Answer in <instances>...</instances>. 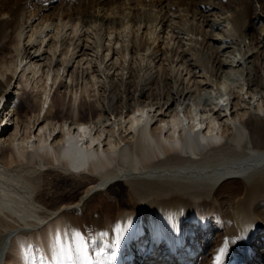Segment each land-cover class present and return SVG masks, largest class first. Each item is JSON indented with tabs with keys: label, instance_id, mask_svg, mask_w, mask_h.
<instances>
[{
	"label": "bare ground",
	"instance_id": "1",
	"mask_svg": "<svg viewBox=\"0 0 264 264\" xmlns=\"http://www.w3.org/2000/svg\"><path fill=\"white\" fill-rule=\"evenodd\" d=\"M55 1L0 0V264H264V0Z\"/></svg>",
	"mask_w": 264,
	"mask_h": 264
},
{
	"label": "rangeland",
	"instance_id": "2",
	"mask_svg": "<svg viewBox=\"0 0 264 264\" xmlns=\"http://www.w3.org/2000/svg\"><path fill=\"white\" fill-rule=\"evenodd\" d=\"M58 1V2H57ZM57 1H55L56 3H54L52 6H57L58 5V3L60 2L59 0H57ZM85 1V4L83 3ZM87 1L88 0H74V2H75V4H74V6H72V7H77V8H80V9H86V10H92L93 9V7L92 6H89L88 8H86L87 7ZM133 0H130V2L131 3H134V5L133 4H131V6L132 7H136V9H138L139 10V14H140V12H141V16H143V14H142V12L146 9V7L148 6V0H136V1H133ZM142 1H144L143 3H142ZM146 1V2H145ZM157 0H152V2H154V4H155V6L154 7H152L151 9H149V8H147V12H148V14H149V17L150 18H153V17H161V12H159L160 11V8H159V2L157 3L156 2ZM167 3V4H170V2L168 1V0H161V5L163 6L164 4H166L165 2ZM197 2H207V1H211V3H215V5H216V2H217V5H216V9H214V13L216 14V15H219L221 12H223V11H225V6H226V8L227 7H230V5H228L227 4V2L226 1H224L223 0V2L221 1V0H196ZM221 3V4H220ZM39 4H41V5H39ZM97 4V3H96ZM122 4H124V5H122ZM140 4V5H139ZM138 5H139V7H138ZM42 6V7H41ZM44 6V7H43ZM47 6H49V5H46V4H42V3H34V4H30L29 5V7L27 6V7H25V9H26V11H24L23 13L25 14V18L27 19L28 18V16L30 15V14H37V16H35V17H43V16H45V15H48V13L46 12V9H45V7H47ZM121 6H122V8H124V9H121ZM125 3L123 2V3H121V4H116L115 6H114V8L113 9H115L114 10V12L117 14L118 13V11H119V13L116 15V16H122L123 18H125L126 16H124V15H127V12L129 11H126L125 10ZM233 6H234V4H233ZM174 7V6H173ZM43 8V9H42ZM97 8V7H96ZM99 8H100V10H102V13H99V15L100 14H103L104 12L103 11H105V13L108 11V5L107 4H101V5H99ZM111 8V9H112ZM118 8V9H117ZM181 8H183V6L181 7ZM255 6H253V7H250L249 8V14L251 15V17L253 16V15H255ZM254 9V10H253ZM141 10V11H140ZM143 10V11H142ZM150 10H153V12L152 11H150ZM54 11H56L57 13H59L60 15H62L64 12H63V10H58V8H55V10ZM126 11V12H125ZM27 12V13H26ZM49 12V11H48ZM51 13H52V11H50ZM107 13H109L110 14V11H108ZM121 13V14H120ZM213 13V12H212ZM183 18L180 20V21H178V22H180L179 23V25H183V24H188L189 26H190V29H191V31H195V30H199V22H197L196 20H194L193 18V20L191 19V18H189V17H187L185 14H186V12L184 13L183 12ZM28 15V16H27ZM140 15H138V17H141ZM144 15H146V14H144ZM189 19H191V20H189ZM183 22V23H182ZM186 22V23H185ZM253 22L254 21H252V19H251V24H250V28H248L247 29V35H248V37L252 40V41H254V40H256V38L258 37V24H259V22H255L254 24H253ZM193 23V24H192ZM250 23V22H249ZM193 27H192V26ZM197 25V26H196ZM198 27V28H197ZM196 28V29H195ZM121 30H122V28H121ZM196 32V31H195ZM107 36V35H106ZM131 37H132V41L133 42H137V44H140V45H142V47H144V45H145V42L148 40V39H145V41H144V39H142L141 37H138L137 38V36H136V30H135V32H134V34H132L131 35ZM135 37H136V39H135ZM107 38H105V40H106ZM135 39V40H134ZM138 39V40H137ZM142 41H141V40ZM249 39V40H250ZM255 42V41H254ZM142 53H144V51L142 52ZM0 54H1V52H0ZM203 54V53H202ZM204 54H206V53H204ZM121 55H123V54H121ZM116 58V57H115ZM139 59V58H138ZM102 61V59L101 58H98V60H95V61H93V63H95L96 65L98 64V63H103V62H101ZM138 61V62H137ZM136 62H134V61H132V63H133V66L135 67V69H136V72H137V75H139L141 72L139 71L140 69V65L141 64H139V63H141V62H139L140 61V59L139 60H137ZM119 63H121V61L119 60ZM134 63H137V64H134ZM103 67H104V64L102 65ZM127 71H125L124 72V74L126 73ZM107 71H106V69L105 68H102V72H101V74H96V77H95V80H97L96 82L94 81L93 83H89V84H87L86 86L88 87V88H84L85 89V91L86 90H88V91H86V92H84V91H81V89L79 90L78 89V91L76 92L77 94V105H76V107L78 108V110L80 109V111H81V109L83 108V107H88L90 104H92V102L94 103V102H96V101H99V99H100V96L102 95V94H104V92H103V90H101V87H100V84L101 85H103V86H105V84L106 85H108V81L106 80V76H107ZM106 75V76H105ZM97 78V79H96ZM138 77H136V79H134L133 80V85H134V87L135 86H137L138 85V83H140L139 82V78L137 79ZM103 83V84H102ZM93 84V85H92ZM121 87V88H120ZM103 88V87H102ZM124 89V85H123V83H122V81L120 80L119 82H118V87H117V93H122V90ZM119 91V92H118ZM84 92V93H83ZM87 93V94H86ZM105 94H109L108 92L107 93H105ZM94 95V96H93ZM36 97V95L35 94H33V96L32 97H24L23 96V98H21L19 101H17L16 103V105L19 107V112L21 113V114H25V111H32V109H33V107L32 108H30V107H22L21 106V104L22 103H20V102H22V101H26V99H29L30 101H31V103L32 104H35V98ZM79 97H80V99H79ZM95 97V98H94ZM62 98V99H61ZM24 99V100H23ZM73 98H72V96H67L66 97V99H65V97H61L60 95H57L56 97H55V103H54V106H53V111H54V113H58L59 111L61 112V109H63V110H65V108H66V110L65 111H63V113L64 112H68L67 110H69L68 108H70V106L72 107V105H73V100H72ZM28 100V101H29ZM96 100V101H95ZM64 101L66 102V103H64ZM17 107V108H18ZM35 107V106H34ZM58 113L59 115H61V113ZM62 113V114H63ZM56 115V114H55ZM88 114H86V117H88L87 116ZM93 117L95 116L94 114H91ZM7 124H4V126H6ZM5 128V127H4ZM9 128L11 129V131H13L14 130V126H12V123H10L9 124ZM261 131H262V129H260ZM123 188L124 189H126V187L125 186H123ZM213 226H215V223L213 222V225H212V227ZM145 244H144V243ZM147 239L146 240H143L142 241V244H139L138 245V249H141L142 251L144 250V248H146V244H147ZM256 242V241H255ZM261 251H264V244L261 246ZM201 255V254H200ZM199 255V261H200V264L204 261V260H206L204 257H205V255H201L200 256ZM128 255H125V260H128L129 258L127 257ZM137 256V255H136ZM201 257V258H200ZM201 259V260H200ZM71 263V262H70ZM204 263L205 264H207L208 263V261H204ZM252 264H254V263H252Z\"/></svg>",
	"mask_w": 264,
	"mask_h": 264
},
{
	"label": "snow or ice",
	"instance_id": "3",
	"mask_svg": "<svg viewBox=\"0 0 264 264\" xmlns=\"http://www.w3.org/2000/svg\"><path fill=\"white\" fill-rule=\"evenodd\" d=\"M224 251H225L224 249H221V255H223ZM220 259H221V257L218 256V257H217V260L219 261Z\"/></svg>",
	"mask_w": 264,
	"mask_h": 264
}]
</instances>
